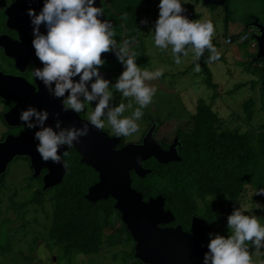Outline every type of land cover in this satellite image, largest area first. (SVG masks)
Wrapping results in <instances>:
<instances>
[{"label":"clouds","instance_id":"obj_1","mask_svg":"<svg viewBox=\"0 0 264 264\" xmlns=\"http://www.w3.org/2000/svg\"><path fill=\"white\" fill-rule=\"evenodd\" d=\"M31 2L29 0V5ZM184 4L185 0H159V14L152 31L154 45L159 50L171 48L176 64L182 63L181 56H188L189 50L197 59L208 50L209 61L218 60L220 53L212 43L216 26L210 19H190L185 15ZM95 5L96 0H43L38 12L31 6L27 8L32 26L31 45L42 65L31 69L33 78L39 80L51 96L62 98V110L79 114L91 107L87 122L80 127L62 126L59 113L53 114V127L46 124L50 115L47 109L32 105L21 109L19 120L27 130L35 129L36 151L45 162L61 163L58 149L74 147V142L89 134V124L97 129L107 124L117 137L137 133L143 109L153 102L157 92L148 82L164 74L163 68L148 70L138 66V54L130 47L132 41L126 39L118 43L111 21L104 18V8ZM141 23L148 21L141 20ZM41 26L46 32L41 31ZM109 52L123 66L114 83L101 72L106 63L101 54ZM114 93L133 98L137 107L133 108L132 101L115 104ZM129 109L131 113L125 115ZM254 194L264 195V188ZM259 207L257 204L256 208ZM251 210L241 205L233 209L227 216V236L209 233L208 251L203 254L202 264H264V260L253 259L246 243L251 242L256 255L264 254L260 251L264 248V224Z\"/></svg>","mask_w":264,"mask_h":264},{"label":"trees","instance_id":"obj_2","mask_svg":"<svg viewBox=\"0 0 264 264\" xmlns=\"http://www.w3.org/2000/svg\"><path fill=\"white\" fill-rule=\"evenodd\" d=\"M202 71L207 87L214 91L213 99L217 98V85L209 69L204 66ZM243 86L239 84L235 90ZM252 86L260 87L264 107V79L259 78ZM254 107L253 100L244 104L249 118ZM170 131L179 137L181 161L160 165L153 158L149 159L144 166L151 173L143 178L131 173L132 188L142 194L145 202L163 197L165 210L175 217L172 226L179 224L188 231L195 216L220 231L245 188L251 187L253 192L264 188V125L253 132H232L221 127L219 117L209 106L200 104L194 116L178 124L177 128L161 125L158 133L161 137L156 141L163 148H167L164 136ZM63 159L67 170L62 182L43 191L41 178H27L28 191L33 183L37 187L30 200L19 206L23 210L27 205L43 208L45 203H50L51 225L46 240L50 247L57 248L59 264L70 263L77 255L95 254L102 247L118 241L124 246H132L131 251L124 254L125 259H132L130 264L138 263L134 258L135 243L124 224L108 236L105 234L107 228L113 227L112 217L121 218L115 209V201L110 198L91 203L86 199L88 188L98 181L97 174L80 162V156L73 148ZM254 197L264 203V195L254 194ZM4 248L0 247V253ZM253 249L250 243L249 252Z\"/></svg>","mask_w":264,"mask_h":264},{"label":"flooded vegetation","instance_id":"obj_3","mask_svg":"<svg viewBox=\"0 0 264 264\" xmlns=\"http://www.w3.org/2000/svg\"><path fill=\"white\" fill-rule=\"evenodd\" d=\"M98 2L105 10L104 18L111 21L116 31L118 43H123L126 39L132 41L130 47L138 54L136 61L138 66L147 68L148 70L160 68L162 64L171 69L177 66L174 62L171 48L159 50L154 45V34L152 31H154V24L159 14V0H98ZM185 3L183 5L186 9L185 15L190 19L201 21L210 19L214 23L216 31L213 35L212 43L216 49L225 43L224 56L220 54L219 60L215 61L221 62L223 59L224 62H227V59L231 58L242 68V73L250 75L251 83L257 81L259 78L264 79V58L258 59L257 57L260 46L263 48L264 53V0H185ZM42 4L43 0H32L31 5H29V0H0V140L3 142L9 137L30 136L34 133L35 129L27 130L22 124V121L19 120L21 109L29 105L37 109H47L50 114L47 121H51L54 117L53 114L57 113L58 108L62 107V98H54L51 96L43 84L33 78L31 72L34 66L41 67L42 65L35 57L34 49L31 45L33 38L32 26L30 24V18L27 15V8L31 6L38 12ZM141 20H147L148 23L142 24ZM41 31L46 32V29L41 26ZM227 38H230L229 44L226 43ZM241 38H244L243 41H241ZM210 55L211 53L205 50L204 55L197 59L194 53L189 50L188 56H183L181 58L182 63L178 65L186 68L183 73L176 75V78L178 79L180 76L185 77L187 75H191L190 77L193 76L194 78L197 65L201 67V71L204 66L209 69V65L215 62L209 61ZM101 56L106 59L105 65L101 68V72L106 79L114 83L115 78L123 70V66L114 54L110 52L102 53ZM154 64L159 67H155ZM168 77L172 80L176 79L175 73ZM165 78L166 76L162 75L157 80L148 83L157 88L158 82H163ZM114 97L113 102L117 105L122 102L127 104L129 101H133L131 97L117 100L116 93H114ZM94 104L95 102H93V107ZM90 111L91 107L86 108L84 112L75 114L80 119L87 121V116ZM145 117V121L149 122V126L134 141H126V137L120 136L119 149L127 144H142L150 130L153 131L152 135L155 141L158 137H161L158 135L161 130V125L167 122L153 118V116L152 119L148 118L147 115ZM171 127L176 128L174 125H171ZM102 131L110 138L117 137L111 132V127L107 124ZM164 137L166 138L164 143L168 144L167 148L164 149H168L176 138H178L179 142L178 135L171 134V131ZM180 146L177 145L176 149L178 150ZM69 151L70 149L66 153ZM20 159L28 158L17 157L13 162L19 161ZM147 161L142 164L144 169H147L144 166V163ZM7 172L0 177V190L3 189L2 186L4 185L2 184H4V176ZM45 173L46 171H42L41 175L37 178H41L42 180ZM31 178H33V173ZM194 218L198 217H192L191 227L188 231L184 230L185 232L192 233L194 230ZM177 225L179 224H175L174 226L169 224L163 227L171 228ZM203 226L210 227L209 230L203 231L200 234L206 243L209 241V233H218L221 231L212 225L205 224L204 220ZM197 229H201L200 224H197Z\"/></svg>","mask_w":264,"mask_h":264},{"label":"rangeland","instance_id":"obj_4","mask_svg":"<svg viewBox=\"0 0 264 264\" xmlns=\"http://www.w3.org/2000/svg\"><path fill=\"white\" fill-rule=\"evenodd\" d=\"M224 45L221 44V47L217 49L221 56L224 53ZM156 64L154 66L159 67ZM178 65L173 69L164 64L160 66L164 69L163 75L166 78L163 82H158L153 102L143 109L144 115L138 121L139 131L126 137V141L136 140L149 126V122L145 121L146 115L150 119L153 116V118L164 120L167 126L174 125L177 128L178 124L194 116L200 104L209 106L219 117L221 127L229 128L232 132L240 134L253 132L264 125V107L260 87L252 86L250 75L242 73V68L233 59L228 58L227 62L222 59L221 62L215 61L209 65L212 80L217 85L218 96L215 99H213L214 91L207 87L205 75L200 66L199 70L196 68L194 78L187 75L177 79L176 75L183 73L186 68ZM173 73L176 78L174 80L168 77ZM239 84L244 86L236 91L235 87ZM116 98L124 99L120 93H116ZM249 100H253L255 104L250 118L244 109V104ZM132 102L133 108L137 107L134 100ZM131 111L132 109H129L125 115H129ZM111 132H113L112 129ZM31 175L32 170L28 159H20L9 165L8 172L4 176V186L0 190V247H5V250L0 253V264H59L57 248L50 247L46 240L51 225L50 203H45L43 208L32 204L27 205L23 210L19 208L21 204L30 200L32 191L37 187V184L33 183L31 191H28L27 178ZM253 193L251 187L245 188L233 209L239 208L240 205L246 206L252 209L251 214L260 218L261 223L264 224V203L262 199L255 198ZM257 204L260 205L259 208H256ZM225 220L218 233L227 236L229 230L227 219ZM111 222L113 227L107 228L106 236L118 230L123 224L121 218L116 215L112 217ZM131 248V245L124 246L118 241L116 244L102 247L95 254L77 255L71 259L70 263L61 262V264H130L133 260L125 259L124 254L129 253ZM260 251L264 252V248ZM252 255L254 260H264V254L256 255L255 249Z\"/></svg>","mask_w":264,"mask_h":264},{"label":"water","instance_id":"obj_5","mask_svg":"<svg viewBox=\"0 0 264 264\" xmlns=\"http://www.w3.org/2000/svg\"><path fill=\"white\" fill-rule=\"evenodd\" d=\"M95 6H100L98 0ZM257 57L264 58L261 46ZM57 113L64 127H80L87 122L62 107ZM54 122L53 117L46 124L54 127ZM152 133V130L148 132L142 144H127L119 149L120 137L110 138L102 129L89 124V134L81 137L78 143L74 142L72 147L81 157V163L98 174L99 181L88 189L86 199L91 203L110 198L115 201V209L135 243L134 258L138 264H202L203 254L208 249L200 234L210 227L203 226V220L199 218L193 219L195 228L192 233L185 232L181 225L163 227L175 222L174 215L165 210V199L159 196L145 202L142 194L132 188L131 173L140 178L151 173L142 167L143 162L152 158L160 165L181 161L176 149L180 145L178 138L164 149L154 140ZM33 134L9 137L0 143V177L15 158H28L33 178L46 171L42 182L43 191H47L62 182L67 170L63 153L69 149L67 146L58 149L61 163L45 162L36 151ZM197 224L201 229H197Z\"/></svg>","mask_w":264,"mask_h":264},{"label":"built area","instance_id":"obj_6","mask_svg":"<svg viewBox=\"0 0 264 264\" xmlns=\"http://www.w3.org/2000/svg\"><path fill=\"white\" fill-rule=\"evenodd\" d=\"M229 39H230V38H227V39H226V43H227V44H229V41H230ZM243 39H244V38H241V41H243Z\"/></svg>","mask_w":264,"mask_h":264},{"label":"crops","instance_id":"obj_7","mask_svg":"<svg viewBox=\"0 0 264 264\" xmlns=\"http://www.w3.org/2000/svg\"><path fill=\"white\" fill-rule=\"evenodd\" d=\"M233 52H234V53H236V51H235V50H233Z\"/></svg>","mask_w":264,"mask_h":264}]
</instances>
